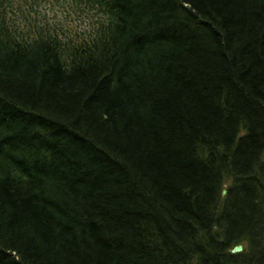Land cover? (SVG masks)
<instances>
[{"label":"trees","instance_id":"1","mask_svg":"<svg viewBox=\"0 0 264 264\" xmlns=\"http://www.w3.org/2000/svg\"><path fill=\"white\" fill-rule=\"evenodd\" d=\"M44 1L0 0V264H264V0Z\"/></svg>","mask_w":264,"mask_h":264},{"label":"rangeland","instance_id":"2","mask_svg":"<svg viewBox=\"0 0 264 264\" xmlns=\"http://www.w3.org/2000/svg\"><path fill=\"white\" fill-rule=\"evenodd\" d=\"M37 10L50 22H62L64 18L70 19L72 24L70 28H85L89 20L88 17L91 15L70 7L67 0H57V2L46 0Z\"/></svg>","mask_w":264,"mask_h":264},{"label":"water","instance_id":"3","mask_svg":"<svg viewBox=\"0 0 264 264\" xmlns=\"http://www.w3.org/2000/svg\"><path fill=\"white\" fill-rule=\"evenodd\" d=\"M221 193L223 194L224 190H221ZM241 249H242V246L240 244H236L230 249V252L231 253L239 252Z\"/></svg>","mask_w":264,"mask_h":264}]
</instances>
